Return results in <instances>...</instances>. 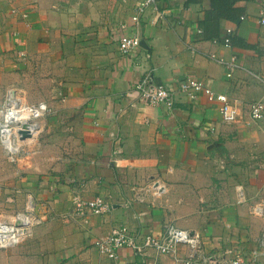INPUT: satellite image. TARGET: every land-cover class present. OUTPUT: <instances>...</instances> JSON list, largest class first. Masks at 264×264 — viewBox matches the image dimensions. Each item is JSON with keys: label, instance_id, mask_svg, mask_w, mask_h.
Listing matches in <instances>:
<instances>
[{"label": "crops", "instance_id": "1", "mask_svg": "<svg viewBox=\"0 0 264 264\" xmlns=\"http://www.w3.org/2000/svg\"><path fill=\"white\" fill-rule=\"evenodd\" d=\"M142 1L0 0V103L14 88L54 112L39 140L46 165L19 162L0 173L1 211H25L32 200L45 219L30 243L10 257L1 252L8 263L114 264L95 239L117 225L160 235L172 222L201 237L211 264L238 257L264 264V216L254 212L264 204V119L249 114V105L264 99V0H231L218 10L209 0H157L135 24ZM225 7L241 12L236 21L220 16ZM228 29L232 47L223 44ZM124 34L140 36L148 48L122 54L116 38ZM209 54L236 55L242 67L229 79ZM147 77L171 90L188 77L205 81L240 106L241 118L222 122L218 105L203 95L178 97L172 108L143 103L133 88ZM153 184L165 187L161 197L149 193L136 209L126 208ZM75 196H101L112 211L59 231L53 219L73 209ZM188 254L183 247L181 255ZM124 255L134 260L130 251ZM157 260L175 264L169 256Z\"/></svg>", "mask_w": 264, "mask_h": 264}, {"label": "built area", "instance_id": "2", "mask_svg": "<svg viewBox=\"0 0 264 264\" xmlns=\"http://www.w3.org/2000/svg\"><path fill=\"white\" fill-rule=\"evenodd\" d=\"M150 7H157V0H143L137 7L132 21L138 24ZM244 20V17H241ZM264 24V17L261 19ZM124 24L121 28L125 29ZM201 32V31H200ZM233 29L226 30L223 44L226 47L233 46ZM119 50L122 54H130L133 50L141 47V37L138 35H121L116 38ZM209 58L224 66L227 78H232L234 73L241 69L236 55L230 58L221 57L217 54H209ZM133 91L139 94L141 102L158 107L164 105L172 108L178 97L195 101L200 95L205 96L208 101L217 104L222 122L226 124L237 123L241 118V108L230 98L212 89L209 83L188 77L178 83L176 90H171L168 86L158 84L147 77L136 84ZM15 97V99H14ZM52 110L49 105L42 102L37 104L25 103L22 96L14 88L9 89L3 103H0V144L11 156L19 154L18 144L21 140L20 131L27 125V129L32 137L35 132L38 136L42 131L41 119ZM249 114L252 120L260 121L264 119V99L252 102L249 105ZM114 157H119L120 148L113 152ZM12 161L16 160V157ZM152 193L155 197H161L165 193V187L153 184L151 187H143L138 190L137 195L126 203V208L136 209L139 204H143L147 194ZM73 209L60 214V217L69 221L86 218L89 214L104 216L112 211V205L103 197L98 196L92 200H83L80 196L73 199ZM257 215L264 216V204L254 207ZM135 219L141 220L143 216L135 211ZM45 221L36 214L35 205L30 201L24 212H19L13 221H0V248H9L17 245L32 231L36 225H41ZM93 245L101 255L112 260L114 264H159L158 256H169L175 264H211L212 259L203 250V243L198 234H192L189 230L178 227L175 223L168 222L163 226L160 235L153 233H143L131 230L127 225H117L110 233L98 237ZM188 248L189 254L185 257L181 255L182 248ZM260 251L264 253V234L260 238ZM130 251L134 260L125 259L124 252ZM155 252V256L150 252ZM259 253H253L254 258ZM238 257L232 264H241Z\"/></svg>", "mask_w": 264, "mask_h": 264}, {"label": "rangeland", "instance_id": "3", "mask_svg": "<svg viewBox=\"0 0 264 264\" xmlns=\"http://www.w3.org/2000/svg\"><path fill=\"white\" fill-rule=\"evenodd\" d=\"M5 98H4V100L1 103H3L5 101ZM24 102L27 103L26 101H24ZM49 107H50V105H49ZM50 109H51V107H50ZM50 115H54V112L51 111L50 113H47L46 116H44L41 119L40 126L42 125V131H41V133L38 136L36 135L33 139L32 138L31 139H26L25 141L20 142L18 144L20 152H19V154H17L15 156L16 157L15 161H12L14 156H11V155L7 154V152L4 150V146L2 144H0V173L2 172V169H4V168L7 170V172L9 170L11 171V170L16 169L17 168L16 166H17V164L19 162L23 163V165L25 167H29V168H31L32 165L33 166H41V167H44L46 165V163H45L46 160H44V159H46V157L43 154L39 155V153H41V151H40V146L41 145L39 144V140H40L41 135L44 132L45 122L47 121V118ZM42 158H44V159H42ZM45 169L49 170V167H45ZM52 170L53 169L51 168L49 170V172H52ZM8 211H9V209L6 210V211H1V208H0V221H13L14 217L19 212H24L23 210L22 211H14L12 213H9ZM67 212H69V211H67ZM62 213H65V212H60L57 215V217H55L53 219V221H55L56 224L58 225L57 226L58 228H56V229L59 230V231H60V229H64L65 227L71 225L69 220H66V219H63V218L60 217V214H62ZM43 223L41 225H37V226L35 225L32 228L31 233L29 235H27L22 241H20L19 244L14 245V246L9 247V248H0V264H10V263H8V259L4 260L1 257V252L8 253L9 257H10V255H14V253H12L13 250L16 247H18V246L27 245L28 243H30L31 239L33 237L34 231L39 229V228H41V227H43L44 226ZM35 256H36V254H35ZM39 256L44 258L43 254H42V251H41V253H39ZM11 257L15 258V256H11ZM31 257H32V255H31Z\"/></svg>", "mask_w": 264, "mask_h": 264}, {"label": "trees", "instance_id": "4", "mask_svg": "<svg viewBox=\"0 0 264 264\" xmlns=\"http://www.w3.org/2000/svg\"><path fill=\"white\" fill-rule=\"evenodd\" d=\"M166 1H168V0H166ZM203 1H205V0H187L186 6H189L191 4L201 3ZM209 1H211L212 7L214 10H218L219 8H221L223 6H226V7L231 6V4H230L231 0H209ZM226 7H225L224 11H220V16L226 17L230 21H236L237 16L241 12L239 10H233V9L228 10V9H226ZM232 40H233V43H235L236 38H235L234 34L232 36Z\"/></svg>", "mask_w": 264, "mask_h": 264}, {"label": "water", "instance_id": "5", "mask_svg": "<svg viewBox=\"0 0 264 264\" xmlns=\"http://www.w3.org/2000/svg\"><path fill=\"white\" fill-rule=\"evenodd\" d=\"M141 47H143L145 49L148 48L145 41L141 42ZM26 129H27V125H25L24 129L20 131L21 140H26V139L32 138V134Z\"/></svg>", "mask_w": 264, "mask_h": 264}, {"label": "bare ground", "instance_id": "6", "mask_svg": "<svg viewBox=\"0 0 264 264\" xmlns=\"http://www.w3.org/2000/svg\"><path fill=\"white\" fill-rule=\"evenodd\" d=\"M14 99H15V97H14ZM36 134H37V133L35 132V134H34V136L32 137V139L36 136ZM29 139H31V138H29Z\"/></svg>", "mask_w": 264, "mask_h": 264}]
</instances>
